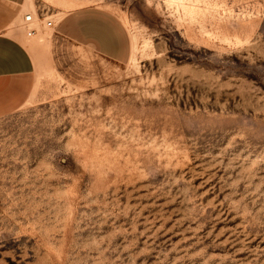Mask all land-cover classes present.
I'll use <instances>...</instances> for the list:
<instances>
[{
    "label": "rangeland",
    "instance_id": "obj_1",
    "mask_svg": "<svg viewBox=\"0 0 264 264\" xmlns=\"http://www.w3.org/2000/svg\"><path fill=\"white\" fill-rule=\"evenodd\" d=\"M0 33L35 64L0 82V264H264V0H0Z\"/></svg>",
    "mask_w": 264,
    "mask_h": 264
},
{
    "label": "crops",
    "instance_id": "obj_2",
    "mask_svg": "<svg viewBox=\"0 0 264 264\" xmlns=\"http://www.w3.org/2000/svg\"><path fill=\"white\" fill-rule=\"evenodd\" d=\"M1 1L17 8H23L27 2V0ZM93 9L95 8L72 10L56 27L66 38L93 47L99 55L112 60H122L127 54L128 47L122 34L123 27L126 26L119 24V21L108 12ZM131 55L132 53L129 59ZM34 69V61L25 46L0 33V82L28 78L33 75Z\"/></svg>",
    "mask_w": 264,
    "mask_h": 264
},
{
    "label": "built area",
    "instance_id": "obj_3",
    "mask_svg": "<svg viewBox=\"0 0 264 264\" xmlns=\"http://www.w3.org/2000/svg\"><path fill=\"white\" fill-rule=\"evenodd\" d=\"M32 22H33V16L28 15V16L25 17V19H24V27H25V29L27 31L28 37H32V36H34L36 34V30L31 27V23ZM47 26L49 28H52V27H54V23L53 22H48Z\"/></svg>",
    "mask_w": 264,
    "mask_h": 264
},
{
    "label": "bare ground",
    "instance_id": "obj_4",
    "mask_svg": "<svg viewBox=\"0 0 264 264\" xmlns=\"http://www.w3.org/2000/svg\"><path fill=\"white\" fill-rule=\"evenodd\" d=\"M34 13H35V12H34ZM28 15H29V14L25 15L23 19H25V17L28 16ZM31 16H33V24H35V22L37 21V20H36V16L34 17L33 14H31Z\"/></svg>",
    "mask_w": 264,
    "mask_h": 264
}]
</instances>
